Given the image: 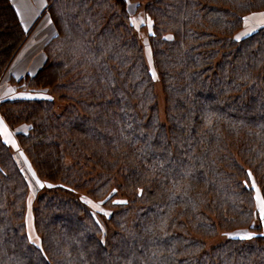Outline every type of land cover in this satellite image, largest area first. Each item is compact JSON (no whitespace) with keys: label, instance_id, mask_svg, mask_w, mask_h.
Returning a JSON list of instances; mask_svg holds the SVG:
<instances>
[{"label":"trees","instance_id":"obj_1","mask_svg":"<svg viewBox=\"0 0 264 264\" xmlns=\"http://www.w3.org/2000/svg\"><path fill=\"white\" fill-rule=\"evenodd\" d=\"M45 7L43 62L14 78L29 30L0 0V264H264V25L236 36L264 0Z\"/></svg>","mask_w":264,"mask_h":264},{"label":"rangeland","instance_id":"obj_2","mask_svg":"<svg viewBox=\"0 0 264 264\" xmlns=\"http://www.w3.org/2000/svg\"><path fill=\"white\" fill-rule=\"evenodd\" d=\"M18 3H21L20 5L22 6L23 3H26L27 5V11L22 10L24 12V15L27 16V18L30 20L31 16H35V12L40 8L42 0H17ZM43 9L40 10V12L37 14V16L32 19L31 23L28 26V36L26 38V41L24 43V45L21 47V49L19 50V53L17 55H20L22 51H26L29 50L28 48L31 49L30 44L32 43L33 45H35V43L37 42V40H43V44L45 42H47V40L53 35V29H51L52 25L50 23V19L48 17V14L46 13V7L43 6ZM134 10H135V2H131L128 4V11L131 14V20L134 23V25H139L140 24V19L136 16V14L134 15ZM136 16V17H135ZM261 25H264V11H254L251 12L249 14H247L244 18V26L243 28L236 34L237 37H242L245 36L249 33H251L252 31H254L256 28L260 27ZM49 28V29H48ZM38 38V39H37ZM37 39V40H36ZM142 44L144 43L146 46V41H145V37H142L141 40ZM42 43L40 44L41 46L43 45ZM147 47V46H146ZM41 48L37 49V51L32 52L31 55H29V60L33 61V59H38L37 57L41 56L44 57L43 52L40 50ZM145 53H146V57L149 58V52L148 49L145 48ZM17 58H15L16 60ZM34 59V60H35ZM6 76V74L4 75ZM12 87L10 85V83L7 80H3L0 84V96L2 94H4L5 92H9V90H11ZM155 92H156V97H157V101H158V106H159V112H160V118L163 119V96L161 93V88L159 83L155 84ZM56 98V97H55ZM56 103V109L60 110L62 108L63 102L55 100ZM14 141V140H13ZM11 148L15 147V144H10ZM70 158H66V162L69 163L70 162ZM26 174H28V176H31L28 173V170L26 169ZM32 177V176H31ZM34 178H32L33 180ZM34 179L33 185L31 184V192L34 198V188H39V183H37V181ZM42 185H44L42 183ZM42 186H40L41 188ZM45 187V185H44ZM32 198V200H33ZM258 206V203H257ZM247 234V233H245ZM233 235H244V234H239V232H237V234H233ZM225 238L224 235H222L221 233L217 234L214 237H210V238H206L204 239L206 247H211L214 244L220 243L223 239Z\"/></svg>","mask_w":264,"mask_h":264},{"label":"crops","instance_id":"obj_3","mask_svg":"<svg viewBox=\"0 0 264 264\" xmlns=\"http://www.w3.org/2000/svg\"><path fill=\"white\" fill-rule=\"evenodd\" d=\"M10 2L15 8L16 13H17V15L19 17V20H20L21 25H22L24 30H28V26L31 23L32 19H34L37 16V14L40 12V10L43 9L42 7L45 6V0H42L40 8L34 14L35 16H31L30 17L31 19L29 20L27 18V16L24 15V12L22 11V10L27 11L26 3H23V5L21 6L20 5L21 3H18L17 0H10ZM52 29H53V27H51V29H49V30H52ZM52 34H54V29H53V33ZM42 41L41 40H37L35 45H33L31 43L30 44L31 49L28 48L29 50H26L25 52L22 51L20 55H16L15 58H17V59L15 60V58H14L12 63H11V65H10V67H9V74L11 76H13L14 78H19V77L23 76L26 73L31 74V73H34L37 70V68L43 62V58L44 57L39 56V57H37L38 59L34 58L35 60L33 59V61L32 60L30 61L28 58H29V55L32 54V52L37 51V49H39V48H42V46L40 45L41 43L43 44ZM0 84H1V82H0ZM0 136H2V138L6 142H8L9 144H13V142H15L13 132L7 127V125L2 120L1 117H0Z\"/></svg>","mask_w":264,"mask_h":264},{"label":"snow or ice","instance_id":"obj_4","mask_svg":"<svg viewBox=\"0 0 264 264\" xmlns=\"http://www.w3.org/2000/svg\"><path fill=\"white\" fill-rule=\"evenodd\" d=\"M167 39H171V37H167ZM237 39H239V37H237ZM153 78H155V73H153ZM249 175H251V174L249 173ZM37 183H39V181H37ZM41 186H43V185H41ZM254 186L255 185H253V187ZM256 199H257V203H258V209H259V213H260V219L262 221H264V199H261V197L259 195V190H257ZM87 203H90V202H87ZM118 203H124V202H118ZM105 215H108V213H105ZM238 238L239 239H242V240H246V239H252V236L249 235V234H244V235H240Z\"/></svg>","mask_w":264,"mask_h":264}]
</instances>
